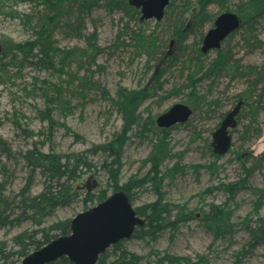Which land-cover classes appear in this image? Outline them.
Instances as JSON below:
<instances>
[{"label": "rangeland", "instance_id": "rangeland-1", "mask_svg": "<svg viewBox=\"0 0 264 264\" xmlns=\"http://www.w3.org/2000/svg\"><path fill=\"white\" fill-rule=\"evenodd\" d=\"M40 0H0V136L18 152L30 146L31 140L25 131H32L36 135L43 133L40 139L48 134L46 121L41 119L39 110L45 109L50 104L53 108L52 118L56 123L64 124L69 131L60 125H56L51 137L52 145L60 153L82 151L92 144H100L109 141L113 134L120 131L122 120L120 114L111 105L110 101L101 95L100 90L85 80L99 83L110 96L115 95L118 85L127 89H137L143 85L155 84V70L166 68L160 82L156 83L155 94L148 98L139 107L140 117L148 122V130L141 137L139 127H133L129 132L130 138L123 147L122 167L120 183L127 181L130 175L137 173L144 176L149 169V164L143 162L151 149V139H155L152 133L160 131L155 123V118L165 112L175 103H182L190 107L193 112L189 119L181 124L168 128L167 135L170 138L171 157H168L161 165V170L179 165L189 166L203 164L207 166L214 162L210 155L208 145L211 142L212 132L222 120V116L229 111L238 101L237 95L243 92L253 76H235L229 73L212 74L204 77L197 83V93L203 95L204 101L192 103L188 96L190 87H185L178 94L170 93L179 86L188 83V73L195 64L196 48L201 45L206 31L212 27L216 16L225 10L220 3L213 2L199 9L196 3L199 0H172L174 3L165 9L164 17L160 21L154 19L135 21L130 15H126L121 8L110 10L107 0H98V4L89 11L83 12L84 36L75 37L67 34L59 23L54 27L53 45L61 49L74 47L85 48L86 38L96 32L95 44L100 49L94 64L87 71V64L78 67L71 63L68 68H62L59 64L55 68L46 66H34V58L29 53L25 59L23 54L14 51V44L25 41H33L38 18L43 11L39 5ZM240 0H226L225 7L236 13ZM77 3L72 8H77ZM202 10V11H201ZM201 11V12H199ZM208 16L198 21L200 14ZM179 22V23H178ZM187 27L185 39L179 41L173 36V26ZM141 27L146 33L154 32L156 36L155 49L151 56L146 51L135 48L132 31ZM253 40L246 44L242 38L245 28H239L221 44V49L228 51L231 58L241 66L254 65L259 67L264 62V17L256 20L252 25ZM172 40V45L170 41ZM217 50H211L200 57L203 70L216 56ZM203 54V53H202ZM166 55V57H163ZM168 56H174L171 62ZM162 58V59H161ZM14 62L11 63L10 60ZM18 59V60H17ZM187 63L189 69L182 68ZM46 64V63H45ZM244 70V69H243ZM196 75L195 77H198ZM59 87L61 89L59 90ZM262 84L257 87L260 92ZM47 98L53 102L50 103ZM264 103V95L262 96ZM215 101L216 104L208 107L207 102ZM242 109L241 120L232 135V147L230 151L216 161V171L211 173L208 167L193 170L185 167L181 172L167 177L163 183L165 201L178 205H185V210L192 211L196 216L186 224H180L173 235L169 231L161 234L155 248L159 251H168L178 256H189L195 259L196 254H204L209 264H231L234 260V252L242 247L247 240V233L240 226V221L252 208V202L257 193L254 189L264 190V158L254 164L255 157L264 152V112L258 118L260 133L255 135L254 130L249 131L243 138L242 132L248 122ZM72 133L78 134L74 138ZM39 136V135H38ZM167 141V139H166ZM169 142V139H168ZM46 150V147L44 148ZM235 151L242 153L246 160V166H253L244 189L237 190L231 200H227L229 194L224 188L215 187L234 183L244 175L240 162L235 158ZM96 170L86 173L80 184L83 189L94 191L99 186H104L106 174L99 170V155L90 156ZM3 162V161H2ZM13 177L8 190L16 191L25 177V169L22 160L17 159L8 164ZM3 177L0 171V180ZM41 188V179L36 177L32 189L37 193ZM210 188L211 192L199 196V192ZM134 208L153 201L156 198L150 184L134 190ZM111 193L109 190L108 195ZM227 201L231 209V221L235 224L233 234L214 239L207 229L204 221L200 219V210L207 212L209 204L222 206ZM83 211L80 202L70 207L57 209L46 224L56 220L74 217ZM177 210L173 211V214ZM259 214L264 216V201L259 209ZM29 223L12 229H0V240H9L19 231L29 228ZM127 249L140 255L147 254L149 247L143 241L133 237L124 240ZM241 264H264V245L259 246L253 255Z\"/></svg>", "mask_w": 264, "mask_h": 264}, {"label": "trees", "instance_id": "trees-1", "mask_svg": "<svg viewBox=\"0 0 264 264\" xmlns=\"http://www.w3.org/2000/svg\"><path fill=\"white\" fill-rule=\"evenodd\" d=\"M173 1L172 3H174ZM225 1L199 0L196 5L199 9H203L210 3L218 2L225 11H229L225 7ZM75 3L78 5L77 8H72V4ZM106 3L110 10L121 8L126 15H130L135 21L139 20V10L130 6L127 0H107ZM97 4L98 0H40L39 5H42L44 9L38 18L37 29L34 31L36 38L33 41L14 44V51L23 54L20 59H25L30 53L35 59L32 62L34 66H46L48 63L46 67L49 68H55V65L58 64L62 68H68L71 63H76L78 67H83V64L86 63L88 66L86 70L89 71V67L94 64L97 53L100 51L95 44L96 32H92L86 38L87 46L85 48L74 47L71 49H61L54 46L52 35L54 27L60 23L67 34L75 37L84 36L83 12L89 11ZM171 5L168 6V9ZM236 14L241 18L239 28H245L242 35L244 42L248 44L249 40H253L255 43L253 46L257 45V40L252 34V25L257 19L264 17V0H240ZM207 17L201 13L199 19H195L193 24ZM180 26L182 25L173 26L172 31L173 36L179 41L185 39L188 32L187 27L181 28ZM132 37L136 49L146 51L149 56L152 55L157 39L154 32L146 33L145 30L138 27L137 30L132 31ZM201 41L202 38L200 37ZM1 53L4 56L7 55L3 50ZM204 55L201 53L200 47L196 48V56L194 57L196 62L188 73V83L185 86H179L170 93L178 94L183 88L190 87L189 101L192 103L203 101L205 103V96L197 93V83L204 77L209 76L210 73H229L233 76L239 73L242 76H253L248 81L247 88L237 95L238 100L243 101V105L236 119L238 126L242 109H247L242 114L248 118V122L243 128L242 138L251 130H254L255 135L258 136L260 133L258 118L264 112L262 99L264 95V62L259 67L254 65L241 66L237 63L233 65L232 61L234 60L231 58L230 53L220 48L202 72L203 64L200 57ZM163 57H166V55ZM168 57L169 62L174 58V56ZM10 62L13 63L14 60L11 59ZM182 68L189 69V66L185 62ZM156 70L154 74L155 84L151 86L145 84L137 89H127L118 85L114 96H110L99 83L82 78L85 81L81 85H85V82L88 81L95 88H98L101 95L110 101L121 116L122 126L120 131L114 133L107 142L92 144L90 147L78 152H57L51 142L55 126L60 125L66 131H69V129L64 124H58L54 121L51 113L53 108L50 104L45 109L38 111L41 119L47 123L48 134L45 135L44 139L39 138L43 133L42 131H39L36 135L32 131H25L28 138L34 136L37 138L32 139L30 146L25 150L14 152L0 136V171L3 174L0 180V229H12L20 227L24 223L30 225L29 228L14 234L9 240H0V264H19L21 259L32 250L40 248L58 236L68 234L71 218L46 224L57 209L70 207L76 202L81 203L83 210L87 209L103 201L108 196L109 190L111 192L123 190L130 201L133 202L134 190L142 188L147 183L153 188L156 198L135 208L137 214L143 217L144 224L137 227L133 234V237L148 245L147 254L140 255L133 252L126 248L123 241H120L113 244L99 257L98 264H209L208 258L204 254H196L195 259H192L189 256L171 254L166 250L161 252L155 248V244L162 233L169 231L173 235L174 232L178 231L180 224H186L196 216L192 211L185 210L183 204L180 206L165 201L163 181L167 177H171L170 175L173 176L175 173L181 172L185 167H191L196 171L202 167H208L211 173H214L217 167L216 161L221 156L215 155L210 145H208L211 150L210 155L214 157V162L210 165L181 166L177 162L162 171L161 165L168 157L172 156L170 138L167 135L168 130L153 131L155 139L150 140L152 149L148 157L143 160V162L148 161V171L141 177L134 173L129 176L127 181L120 183L123 147L130 138L129 132L134 126L139 127L138 132L141 137H146L143 134L145 131H151L148 130V122L141 119L138 109L144 101L155 94L156 83L160 82L166 68ZM198 74L199 76L195 77ZM260 83L262 88L260 92H257ZM60 89L61 87H59ZM46 100L50 103L53 102L50 98ZM215 104V101H210L206 105L212 107ZM237 126L231 130L232 135ZM72 135L76 139L79 138L76 133H72ZM45 147L46 150H44ZM94 155H99V170L97 172L103 171L106 174L107 181L104 186H99L94 191H88L83 189L80 179L86 173L96 170L95 164L90 158ZM235 158L239 160L244 175L234 183H225L215 187V189L224 188L228 192V201L231 200L237 190L245 188L247 179L253 169V166H246V160L242 158V153L235 151ZM263 158L264 152L255 157L254 164L260 163ZM17 159L22 160L26 172L21 186L16 191H11L8 190V186L11 183L13 173L9 170L8 164L13 161L16 162ZM36 177L41 179V188L37 193H33L32 189ZM254 191L257 196L252 202V208L239 223L247 233V240L240 249L234 252V260L231 264H241L242 261L251 257L259 246L264 245V216L259 214V209L264 201V190L254 189ZM207 192H211V189H204L198 195L202 196ZM174 210H177L175 214H173ZM199 214L200 219L204 221L214 239L233 234L235 224L231 221V209L228 208L227 201L222 206L209 204V210L207 212L200 210ZM46 264L73 263L67 257H60Z\"/></svg>", "mask_w": 264, "mask_h": 264}, {"label": "water", "instance_id": "water-1", "mask_svg": "<svg viewBox=\"0 0 264 264\" xmlns=\"http://www.w3.org/2000/svg\"><path fill=\"white\" fill-rule=\"evenodd\" d=\"M170 2L171 0H127L130 6L139 10L140 22L149 19L160 21ZM240 24L241 18L234 12L225 11L217 15L212 27L202 38L201 53L220 49L222 42L237 30ZM169 45H172V40ZM242 105L243 101L238 100L212 132L210 145L215 155H225L231 149L230 131L237 125L236 117ZM191 114L190 107L175 103L159 114L155 123L161 129H168L186 122ZM143 224V217L137 214L128 195L123 190L114 191L103 201L72 217L68 234L58 236L32 250L19 264H46L60 257H67L73 264H98L99 257L110 246L133 238L136 228Z\"/></svg>", "mask_w": 264, "mask_h": 264}, {"label": "flooded vegetation", "instance_id": "flooded-vegetation-1", "mask_svg": "<svg viewBox=\"0 0 264 264\" xmlns=\"http://www.w3.org/2000/svg\"><path fill=\"white\" fill-rule=\"evenodd\" d=\"M240 112V111H239Z\"/></svg>", "mask_w": 264, "mask_h": 264}]
</instances>
